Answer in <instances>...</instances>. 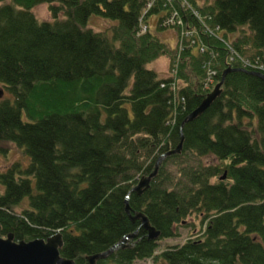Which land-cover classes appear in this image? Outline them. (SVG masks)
<instances>
[{
    "label": "trees",
    "instance_id": "1",
    "mask_svg": "<svg viewBox=\"0 0 264 264\" xmlns=\"http://www.w3.org/2000/svg\"><path fill=\"white\" fill-rule=\"evenodd\" d=\"M38 5L50 22L33 16ZM90 16L115 22L109 37L85 28ZM150 16L156 32H174L173 50L149 32ZM159 57L166 77L146 67ZM228 68L241 71L180 132ZM248 72L264 76V0H0V84L12 96L0 101V142L27 159L0 171V238L58 233L59 256L73 264L131 234L95 264H264V82ZM180 133L179 154L130 193ZM185 156L216 163L172 178L165 165ZM125 197L155 240L129 220ZM186 226L189 237L168 245Z\"/></svg>",
    "mask_w": 264,
    "mask_h": 264
},
{
    "label": "water",
    "instance_id": "2",
    "mask_svg": "<svg viewBox=\"0 0 264 264\" xmlns=\"http://www.w3.org/2000/svg\"><path fill=\"white\" fill-rule=\"evenodd\" d=\"M235 71L241 70L228 68L221 73L219 82L201 100L199 105L184 119V121L179 126V131L181 130L184 123L193 121L210 106V104L220 93V86L225 75L229 72ZM247 74L253 75L264 82V76L259 73L248 72ZM181 142L182 136L180 133L179 143L176 145V147L172 151L157 157L152 172L146 177H141L137 181L136 185L130 190V193H134L137 196L142 194L148 188L151 179L156 175L158 166L164 160V158L170 155L179 154ZM223 179L224 175L220 178V180ZM127 200L128 197H125L124 212L127 214V216H129ZM128 218L131 222L138 220L140 228L146 232L147 239L155 240L158 237V233L149 226L146 218L141 213H135ZM133 237L134 234L126 236L122 239V241L112 246L106 252L86 258L87 264H95L96 261L104 259L115 250L124 248L126 246V242ZM60 247L61 238L58 233L53 234L45 240L39 239L25 242H15L13 241L11 235H7L5 238H0V264H73L71 261L62 259L59 256L58 250Z\"/></svg>",
    "mask_w": 264,
    "mask_h": 264
},
{
    "label": "rangeland",
    "instance_id": "3",
    "mask_svg": "<svg viewBox=\"0 0 264 264\" xmlns=\"http://www.w3.org/2000/svg\"><path fill=\"white\" fill-rule=\"evenodd\" d=\"M198 4H201L203 0H196ZM33 16L40 22H50L51 18L47 11V7L45 5H38L31 10ZM58 18H61L58 16ZM157 18L155 16L149 17V32L154 34L160 42H163L168 49L173 50L175 48V34L172 30L166 29L162 31L156 32L155 29V21ZM115 25L114 21L99 18L96 16H90L87 19L86 27L93 32H106L107 36H110V28ZM175 26H180V23H176ZM238 34H236L237 36ZM234 36V37H236ZM232 38V37H231ZM148 70L154 71L158 77H166L168 74V61L165 57H159L153 62L146 65ZM8 101L12 103V96L2 87L0 84V101ZM13 163H18L21 167H25L27 164L26 157L13 145L8 143L0 142V171H4L7 167H9ZM214 160L210 157L199 158V160L193 159L189 156L182 157L176 164L167 163L165 165V171H167L172 178H176L178 176L177 169L178 167H194L197 164H215ZM3 189L0 186V193H2ZM32 192H35L34 185L32 184ZM28 208V200L27 198H23L20 202V205L14 209L16 213L20 210ZM186 222L190 223V219ZM194 232H196L194 230ZM178 239L176 241L171 240L167 241L168 245L175 244L176 242H181L189 237V227H180L178 229ZM135 264H152L151 261L144 262H136Z\"/></svg>",
    "mask_w": 264,
    "mask_h": 264
},
{
    "label": "built area",
    "instance_id": "4",
    "mask_svg": "<svg viewBox=\"0 0 264 264\" xmlns=\"http://www.w3.org/2000/svg\"><path fill=\"white\" fill-rule=\"evenodd\" d=\"M192 15H193V16H196L195 13H192ZM170 20H171V19H168L166 22L169 23ZM170 23H172V22H170ZM142 31H143V32L145 31V27H142ZM214 32H215V33L218 32V29H215ZM203 33L207 34L209 37H211V36L213 35V33H212L211 31H208V30L203 31ZM184 35H185V37H190V36L192 35V31H188V32H186ZM217 35H218V34H217ZM226 48L229 50V55H230V56H229V62H235L236 57L234 56L233 52H232L228 47H226ZM201 50H202V49L200 48V51H201ZM236 62L239 63L240 66H241L242 68H253V69H259V70H261L260 68H258V67L256 66V64H251V63H249V62H247V61H242V59H239V58H238V60H237ZM211 75H212V74H209V75H208V78H210Z\"/></svg>",
    "mask_w": 264,
    "mask_h": 264
}]
</instances>
